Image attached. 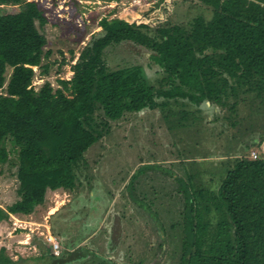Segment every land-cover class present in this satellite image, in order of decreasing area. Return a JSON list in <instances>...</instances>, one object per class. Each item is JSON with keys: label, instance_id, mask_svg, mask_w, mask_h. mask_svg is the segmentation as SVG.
Segmentation results:
<instances>
[{"label": "trees", "instance_id": "obj_1", "mask_svg": "<svg viewBox=\"0 0 264 264\" xmlns=\"http://www.w3.org/2000/svg\"><path fill=\"white\" fill-rule=\"evenodd\" d=\"M201 3L206 12L186 21L103 16L71 64L72 75L57 87L49 79L36 87L34 66L42 74L50 68L42 30L48 18L37 0H0V7L19 6L0 10V163L16 151L18 181V198L0 205V223L33 213L48 190L73 189L84 152L110 121L160 108L165 119L180 113L189 119L181 122L192 123L207 104L222 111L216 118L236 139L258 135L227 156L215 187L178 181L182 205L171 228L179 264H264V0ZM124 42L151 52L160 68L155 82L136 57L123 54ZM111 55L121 64L112 66ZM173 103L181 107L173 110ZM254 146L259 153L249 155ZM0 264L22 262L1 245Z\"/></svg>", "mask_w": 264, "mask_h": 264}, {"label": "rangeland", "instance_id": "obj_2", "mask_svg": "<svg viewBox=\"0 0 264 264\" xmlns=\"http://www.w3.org/2000/svg\"><path fill=\"white\" fill-rule=\"evenodd\" d=\"M37 1L48 18L42 30L47 37L44 49L49 51L44 61L50 68L42 74L34 66L36 87L44 79L57 87L60 78L72 75L71 64L91 33L100 29L103 16L158 24L206 12L201 0ZM18 7L7 4L0 10ZM121 49L140 61L151 81L158 79L160 68L149 50L130 42ZM108 61L112 66L121 64L113 55ZM180 107L173 103L170 108ZM221 113L202 104L192 123L181 122L188 117L180 113L176 120L165 119L160 108L110 121L109 131L84 152L76 186L48 190L44 203L31 214H10L0 223V246L22 264H179L178 232L171 228L182 205L178 181L215 187L227 156L240 154L250 135H258L249 132L236 139L222 117L216 118ZM7 146L12 149L10 141ZM252 150L259 153L254 146L249 155ZM15 153L12 149L9 160L0 163L2 206L18 198ZM50 235L59 243L58 253Z\"/></svg>", "mask_w": 264, "mask_h": 264}, {"label": "built area", "instance_id": "obj_3", "mask_svg": "<svg viewBox=\"0 0 264 264\" xmlns=\"http://www.w3.org/2000/svg\"><path fill=\"white\" fill-rule=\"evenodd\" d=\"M252 154H253V156H256V152L255 151H253ZM48 240H50L52 242L53 249L55 250L56 253H58L59 252V243H58V241H56L52 235H50L48 237Z\"/></svg>", "mask_w": 264, "mask_h": 264}]
</instances>
